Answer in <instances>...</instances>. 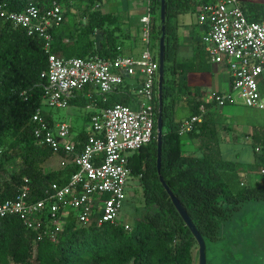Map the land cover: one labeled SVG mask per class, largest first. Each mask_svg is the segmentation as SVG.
<instances>
[{"label":"trees","instance_id":"obj_1","mask_svg":"<svg viewBox=\"0 0 264 264\" xmlns=\"http://www.w3.org/2000/svg\"><path fill=\"white\" fill-rule=\"evenodd\" d=\"M77 1H85L88 5L86 20L79 23L74 18L75 30L68 35L64 24L54 28L52 52L65 59L118 56L117 19L96 9V4L102 0H0V5L8 12L20 13L30 7L46 12L57 3L68 7V17L71 4ZM188 4L189 0H166V22L155 18L154 24L159 38L163 28L166 33L161 176L187 210L207 245L218 239L220 222L230 219L242 203L264 200V187H244L235 163L223 158L218 137L220 125L209 116L211 104H206L209 111L204 122L187 134L190 139L199 140V152L183 151L184 135L179 133L182 122H178L175 115L179 97L186 90V84L180 79V70L185 65L177 61L173 19L187 12ZM152 5L156 14L161 0H152ZM242 7L250 21L264 19V4L255 2ZM98 30L104 32L101 49L95 39ZM67 39L71 41L67 43ZM47 69L48 56L43 41L8 22H0V203L16 196L24 178L32 181L33 198L36 199L43 188L55 181L57 174L63 176L64 184L75 171L67 168L58 173H45L42 169L45 160L52 155L35 139L31 119L42 108L46 119L52 120L43 109L46 82L43 73ZM115 104L126 105L127 102L113 96L102 106ZM189 104L191 116L201 113V102L193 100ZM155 107L158 118L159 98ZM89 134H81L80 141ZM131 160L132 174L144 181L147 213L131 224L130 230L110 223L98 226L93 222L84 226L70 217L57 243L48 240L35 243V235L25 229L19 218L1 219L0 264H197V242L160 182L157 139Z\"/></svg>","mask_w":264,"mask_h":264},{"label":"built area","instance_id":"obj_2","mask_svg":"<svg viewBox=\"0 0 264 264\" xmlns=\"http://www.w3.org/2000/svg\"><path fill=\"white\" fill-rule=\"evenodd\" d=\"M105 1L108 0L96 4V9L100 10ZM132 1H142L148 9V14L141 19L145 44L141 59L121 55L59 58L52 52L53 29L65 23V6L54 3L46 12L30 7L13 13L0 5V22H8L43 41L48 56V69L43 73L46 79L43 105L67 109L75 95L87 88H94L99 96L86 106L91 128L84 141L72 136L68 123L46 119L42 108L32 116L37 142L60 159L61 169H75L66 183H50L36 199L32 181L24 178L16 196L0 203V220L19 218L25 229L35 235V243L44 240L57 243L70 217L84 226L93 222L98 226L120 225L131 155L149 146L157 137L155 106L160 65L152 51L153 5L152 0ZM198 21L205 27L203 50L210 61L227 65L232 75V89L210 94L200 107L201 113L181 123V135L193 132L204 122L209 111L207 103L213 109L241 103L264 111V19L250 21L241 0H216L200 6ZM126 74L143 77L138 88V108L123 104L99 105V101L106 104L108 96L119 90ZM121 225L131 229L128 223Z\"/></svg>","mask_w":264,"mask_h":264},{"label":"crops","instance_id":"obj_3","mask_svg":"<svg viewBox=\"0 0 264 264\" xmlns=\"http://www.w3.org/2000/svg\"><path fill=\"white\" fill-rule=\"evenodd\" d=\"M254 1L256 3L264 4V2H261L260 0L259 1L254 0ZM214 2H216V0H210L207 3L204 2V0H189V4L187 7L189 10L187 12L178 14L175 17V19H173L174 32L177 37V44H176L177 61L178 63L185 65L182 67V70H180L181 72L180 79L183 84H186V88H185L186 90H184V95L182 92V96L179 97V102L176 107L175 117L178 122H183L184 120L191 117L189 102L196 100L198 102L203 103L208 99L209 95L212 93H227L230 92L232 89V75L227 65L217 64L210 61L204 50L201 51L205 54V57L198 54L197 52L198 49H202V48L199 47L201 42H199L198 38L194 36L195 30L193 29V24H190V22H188V19L181 18L184 14L191 12L192 10L196 11L197 13V8L199 12L200 6L202 4H211ZM144 5L145 4L142 1H132V0H108L102 3L100 10L105 14H109L115 19H117L116 26L119 28L118 31L116 32V38L118 41L117 42L118 50L116 51V54L126 57H132L134 59L142 58L143 52L145 51V44L143 42V27H142L141 19L145 15H144V11L140 8L143 7ZM87 6L88 5L85 1L84 2L77 1L71 4V15L66 17V21L63 25L64 31L67 35L73 33V31L75 30L73 24L74 22L72 23L70 19L75 18L77 19V22L79 21V23L86 20L85 9ZM105 8L107 9L105 10ZM139 16H141L139 20V31L138 34H134V31H136L137 29L133 28V23L131 19H138ZM118 19H123V20L118 21ZM153 22L155 24V16H153ZM189 25L191 26V28H188ZM197 25L200 26L199 29L201 30L203 37L205 33V27L200 25L199 21ZM70 41L71 40L67 39V43H69ZM132 78L138 79V85L136 87V89H138L143 81V77L141 75L129 76L126 74L124 84L119 88L117 92L110 94L108 96V100L111 99L113 96L116 97L118 96L119 98H122L127 102L126 105L130 106L133 109H137L139 100L137 98V95L132 93V88H133L132 82H129L131 81ZM91 99H95L97 101L99 99L98 93L94 88H87L85 91L79 92L75 95L74 99H72L71 101V105L69 109L79 108V107L86 108L87 104L91 101ZM99 102L98 104L102 106L103 104ZM234 105H229V106H234ZM178 106L180 107V109H179V115L177 117ZM221 110L222 109L212 108L210 110L209 116H211L214 120H216L220 125V127L218 128V137L220 141V149L222 155H224L223 148L226 146L227 148L233 146V151H235L236 150L235 148L236 146H238L239 143L241 144L243 142L245 143L244 145H247L245 141H249L252 138L253 135L252 133L255 131V127L259 126V124H252V123L249 124L251 121L248 120V122H246V127L243 126L242 131H239L238 129L240 127L236 128V126L229 128V126L222 121L221 117H220V121L219 118L217 117V115H223L221 114ZM49 115L51 114L49 113ZM70 115L73 116L75 119H77L78 115L75 114L74 112L72 113L71 111ZM51 118H52L51 122H56V123L64 122V121H55L53 119V115H51ZM86 119L87 122L90 121L88 110H87ZM75 122H76L75 125L69 124L72 129V136H74V138H76L77 140H80L79 139L80 135L83 134L86 130L83 131L84 129L81 128L82 127L81 124L78 123V121ZM83 128H85V125L83 126ZM260 128H262L261 133H263V136H262V140L260 138L259 139L263 142L264 125H261ZM87 130H89L88 133H90V129L88 128ZM184 137L187 138L183 142V151L189 154L198 153L200 147L199 140L190 139L188 135H184ZM241 145L242 147H244L243 144ZM255 152H261V149L259 147H255ZM137 153L132 154L131 158L134 155H137ZM55 157L60 162V159L57 156ZM227 161L235 163L236 171L238 173L241 172L244 173L247 167L249 168L248 174L253 173L251 172L254 169V168L252 169L253 165L250 164L246 165L245 163L240 162L237 156L236 158H234V160L232 161L227 160ZM131 165H132V160L130 162V168ZM263 170H264V166L260 168L259 173L264 176V173H262ZM240 182L244 187H246L247 184L249 183V186L246 187L247 189L264 187V178L262 179V181H260L259 178L251 177L249 180L245 179V180H241Z\"/></svg>","mask_w":264,"mask_h":264},{"label":"rangeland","instance_id":"obj_4","mask_svg":"<svg viewBox=\"0 0 264 264\" xmlns=\"http://www.w3.org/2000/svg\"><path fill=\"white\" fill-rule=\"evenodd\" d=\"M259 1V0H258ZM264 2V0H260ZM254 0H241L242 6H247L250 3H254ZM107 8H105L106 10ZM144 11V15L148 14L147 5L145 4L141 7ZM198 8L196 11H191L184 14L181 18L188 19L190 24H193V29L195 30L194 36L198 38L199 42H201L202 33L199 29L198 24ZM153 16L157 19L160 18V9L155 14L153 12ZM131 19L133 23V28L137 29L134 31V34H138L139 31V20ZM175 19V17H174ZM71 22H74V19H70ZM123 19H118V21H122ZM77 23V22H76ZM189 24V23H188ZM76 25V24H75ZM143 27V25H142ZM188 28H191L189 25ZM159 36V34H158ZM156 33L153 36V53L159 59V51L161 48V38H159ZM158 37V38H157ZM118 42V41H116ZM202 49H198V54L205 57V54L201 51ZM206 62V60H205ZM211 66V65H210ZM209 66V67H210ZM212 67V66H211ZM186 75V74H185ZM182 76V75H181ZM132 93L137 95L138 97V89H136L138 85V79L132 78ZM139 102V101H138ZM43 109L53 115V119L55 121H64L68 124L75 125V121L81 124V128L84 129V133H88L90 129V121L87 122L86 115L87 110L85 107L79 108H67V109H53L46 105H43ZM179 109L177 108V117L179 115ZM74 112L77 114V119L70 115V112ZM221 114L217 115L220 121V117L222 121L225 122L229 126V128L235 127L238 130L242 131L243 126L246 127V122L250 120L249 124H259V126L255 127V131L252 133V138L249 141H245L247 145H242L239 143L236 146V150L233 151V146L230 148L224 147V158L226 160H234L236 156L239 158L240 162L245 163L246 165H253L252 169L253 173H249V168L247 167L245 172L238 173L239 181L241 180H249L252 178H259L260 181L264 178L263 175L259 173L261 167L264 166V141L262 142V128L261 125H264V111H259L256 109L249 108L243 104H237L234 106H226L221 110ZM247 120V121H246ZM85 125V128L83 126ZM88 127H87V126ZM80 129V130H82ZM252 130V129H251ZM77 132V131H76ZM75 134V133H73ZM187 137H183V142ZM261 140H260V139ZM242 141V139H241ZM255 147H259L261 152H255ZM134 154V153H133ZM60 162L55 156H51L50 158L45 160V165L43 166V171L45 173H58L62 169L59 166ZM245 167V166H244ZM60 177V178H59ZM245 178V179H243ZM55 181L52 180L53 183L62 184L63 176L61 174H57L54 178ZM51 182V183H52ZM144 181H141L140 176H136L132 174V168H130V177L126 184L125 188V198L122 204V208L119 214V221L121 224H135L137 220L145 217L146 209H145V198H144V189H143ZM249 186V183L246 187ZM207 260L208 264H263L264 262V200L256 201L250 200L242 203L238 210H235L230 217V219L220 222V231L219 237L217 240L213 242L207 243Z\"/></svg>","mask_w":264,"mask_h":264},{"label":"water","instance_id":"obj_5","mask_svg":"<svg viewBox=\"0 0 264 264\" xmlns=\"http://www.w3.org/2000/svg\"><path fill=\"white\" fill-rule=\"evenodd\" d=\"M160 18L161 22L165 23L167 18V6L166 0H161V7H160ZM163 30V35L161 38V48L159 51V80H158V96H159V115L157 118L156 126H157V169L158 174L160 175V182L162 183L164 189L166 190L167 194L169 195L173 205L175 206L177 212L183 219L185 225L191 231L193 237L195 238L197 245H198V257H197V264H208L207 260V245L202 236V234L198 231L197 227L193 223L192 219L190 218L187 210L184 208L180 200L174 195L168 184L166 183L165 179L161 176V163H162V147H163V136H164V120L162 116V96H163V85L165 80V64H166V57H165V40H166V33L165 28ZM96 45L99 49H101V43L104 39V32L103 31H96L95 33Z\"/></svg>","mask_w":264,"mask_h":264},{"label":"flooded vegetation","instance_id":"obj_6","mask_svg":"<svg viewBox=\"0 0 264 264\" xmlns=\"http://www.w3.org/2000/svg\"><path fill=\"white\" fill-rule=\"evenodd\" d=\"M263 264H264V262H263Z\"/></svg>","mask_w":264,"mask_h":264}]
</instances>
